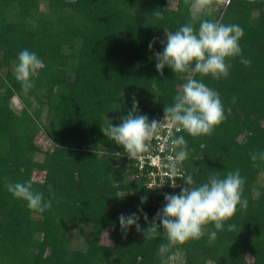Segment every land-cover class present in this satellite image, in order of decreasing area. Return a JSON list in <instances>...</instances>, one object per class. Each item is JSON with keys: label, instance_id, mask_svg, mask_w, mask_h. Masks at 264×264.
I'll return each mask as SVG.
<instances>
[{"label": "trees", "instance_id": "obj_1", "mask_svg": "<svg viewBox=\"0 0 264 264\" xmlns=\"http://www.w3.org/2000/svg\"><path fill=\"white\" fill-rule=\"evenodd\" d=\"M173 1L0 0V264H169L175 254L181 264H264V183L258 180L264 161L254 165L250 156L264 152V0H213L201 14L200 19L242 27V56L251 65L236 57L228 61L226 79L196 75L220 94L227 118L211 137L193 138L171 128L169 140L183 136L188 156L176 172L167 161L164 170L171 176L159 181L155 175L158 188L147 186L154 169L130 160L101 131L122 122L133 97L140 114L158 121L186 83L188 74L167 66L163 76L156 70L155 53L163 51L165 31L192 19L195 0ZM194 27L199 28V19ZM24 49L45 65L27 92L14 75ZM13 96L21 104L17 111L10 105ZM38 134L47 146L36 144ZM171 146L174 159L179 149ZM236 169L245 178L242 199L248 207L237 205L211 245L209 235L216 231L211 223L201 239L175 245L164 255L159 254L167 242L163 229L154 239H145L135 225L122 232L121 214L136 213L141 228H147L164 206V194L180 192L181 175H192L198 186L212 174L224 178ZM5 177L13 183L33 181L51 208L30 210L7 191ZM229 224L235 225L232 231ZM75 225L89 229L82 234L83 245L70 248L67 236ZM105 229L107 242L101 240Z\"/></svg>", "mask_w": 264, "mask_h": 264}, {"label": "clouds", "instance_id": "obj_2", "mask_svg": "<svg viewBox=\"0 0 264 264\" xmlns=\"http://www.w3.org/2000/svg\"><path fill=\"white\" fill-rule=\"evenodd\" d=\"M74 2V0H73ZM213 0H195L191 11V21L182 25L176 31H165L166 42L162 52H156V70L163 76L165 66L175 74H188L186 83L173 97V104L165 106L163 121L152 119L140 114L138 101L133 97L132 107L126 115L121 117L118 125L109 124L101 128L104 136L114 141L123 148L128 158L136 159L146 152L150 142L162 128L165 120L177 130L186 131L193 138L207 135L211 137L216 129L227 117L220 94L197 80V74L211 76L215 80L227 78L231 59L240 57V62L246 67L251 65V60L242 56L240 39L244 35L242 27L236 24H224L220 21L200 19L201 14L212 5ZM158 18L162 14L154 12ZM199 19V28L194 27ZM153 42L149 43L152 49ZM43 60L28 49L19 52L14 68L16 80L22 89L27 92L35 85L33 77L38 70L44 67ZM235 102V98H233ZM231 109H228L230 113ZM179 150L175 158H169L173 172L177 171V165L183 162L187 156V142L183 136L172 141ZM254 165L259 159L264 161V152L250 154ZM183 186L178 194H164L165 204L157 211L148 227L142 229L138 223L140 216L136 213L119 216L122 232L125 234L129 228L135 225L138 232H143L145 239H154L163 229L167 236V242L159 246V254L164 255L175 245H182L189 240H199L205 235L204 226L213 224L216 231L209 235L208 243L211 245L217 233L224 230L225 223L229 221L237 211V205L246 209L248 201L242 199L245 178L240 170L227 172L224 178L218 174L209 176L207 182L195 185L192 175H181ZM5 187L12 196L25 201L30 210L44 212L51 208V200H45L43 193L33 189V181L10 182L7 177ZM173 188L177 187L172 183ZM49 195L55 197L52 185H49ZM161 187V186H160ZM158 188L155 186L148 189ZM147 197H141V203L146 202ZM138 211L143 212V209ZM144 220L148 221L147 213H143ZM235 228L234 224L228 225V231Z\"/></svg>", "mask_w": 264, "mask_h": 264}, {"label": "built area", "instance_id": "obj_3", "mask_svg": "<svg viewBox=\"0 0 264 264\" xmlns=\"http://www.w3.org/2000/svg\"><path fill=\"white\" fill-rule=\"evenodd\" d=\"M164 117L160 118L158 121H163ZM172 126L169 124L167 120L164 121L162 128L157 132V134L153 137L155 139L154 142H150V146L148 150L142 153L139 158H136L139 162V166L141 167L143 164L153 168L154 172L150 176L151 179L148 181L147 186L151 187L155 183V175L159 179H162V176H171V172L169 169L164 170V168H168L169 165L167 161H169L171 156L170 152H172L171 144L172 141L169 140Z\"/></svg>", "mask_w": 264, "mask_h": 264}, {"label": "rangeland", "instance_id": "obj_4", "mask_svg": "<svg viewBox=\"0 0 264 264\" xmlns=\"http://www.w3.org/2000/svg\"><path fill=\"white\" fill-rule=\"evenodd\" d=\"M168 4L169 5L174 4V1L173 0H168ZM10 103H11L10 104L11 107L14 110H16V111L19 110L20 107H21V104H20V102H19V100H18V98L16 96H13L11 98ZM35 142H36V144L40 145L41 147L42 146L43 147L47 146V143H45V139H44V136L42 134L36 135ZM37 156H39V155L37 154ZM258 180H259V182L261 184H263L264 183V175L260 174ZM88 229H89L88 226L75 225L74 227H72V229L69 231L68 236H67V238H68V242H67L68 246L70 248L81 247L83 245L82 244L83 240L81 238L82 234L85 231H87ZM108 232H109V229L103 230L102 235H101V237H102L101 240L102 241L107 242V238L106 237L108 235ZM169 264H181L180 255L179 254H175L174 256H172Z\"/></svg>", "mask_w": 264, "mask_h": 264}]
</instances>
